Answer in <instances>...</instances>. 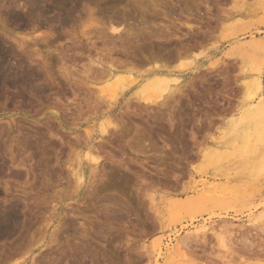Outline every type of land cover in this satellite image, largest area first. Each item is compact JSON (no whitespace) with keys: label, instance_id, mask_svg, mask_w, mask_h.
<instances>
[{"label":"rangeland","instance_id":"rangeland-1","mask_svg":"<svg viewBox=\"0 0 264 264\" xmlns=\"http://www.w3.org/2000/svg\"><path fill=\"white\" fill-rule=\"evenodd\" d=\"M74 3L72 22L53 26L48 42L33 40L46 26L0 21V60L21 75L11 84L0 72V209L16 216L0 235V264H264V218L251 221L264 209V171L245 165L264 159V142L244 157L225 144L247 78L244 59L226 54L264 40V0ZM227 184L231 203L204 205ZM209 222L213 231H193Z\"/></svg>","mask_w":264,"mask_h":264},{"label":"bare ground","instance_id":"bare-ground-1","mask_svg":"<svg viewBox=\"0 0 264 264\" xmlns=\"http://www.w3.org/2000/svg\"><path fill=\"white\" fill-rule=\"evenodd\" d=\"M2 1V0H1ZM76 0H8V2L6 3L4 1V3H6L5 6H0V9L4 8V10L2 11L3 13H1L0 15V21L4 22L8 20V22L12 23V24H15L17 21L21 20L23 21L24 24H29L31 23V28H32V24H33V31L38 28V27H44L46 26L48 28V31H44L42 32H39L40 35H42L43 37H40L38 36L41 40L36 39V37H32V39L34 40V42L36 43L37 40L38 42L39 41H46V37L47 36H53L54 34L52 33V29L51 28H54L53 26L57 25V26H64V25H67L68 23L72 22L71 21V18L73 17V11L76 9V6L77 5H74L76 3H74ZM93 1V0H92ZM3 2V1H2ZM138 3V1H136ZM135 2V3H136ZM134 3V4H135ZM142 3V2H141ZM2 4V5H3ZM69 4V5H68ZM133 4V3H132ZM131 4V5H132ZM147 6V5H146ZM157 6V5H156ZM159 6V5H158ZM175 6V5H174ZM132 7V6H131ZM136 7V5H135ZM164 7V6H162ZM166 7V6H165ZM126 8V7H125ZM151 8V7H150ZM189 8V7H188ZM130 9V8H127V10ZM163 11V9H161ZM169 10V9H168ZM144 11V10H143ZM147 11V10H146ZM149 11V9H148ZM147 11V12H148ZM152 11V10H151ZM157 11V10H156ZM185 11V10H184ZM183 11V12H184ZM154 12V10H153ZM160 12V10H159ZM180 12V11H179ZM145 13V12H143ZM182 13V12H181ZM126 14V13H125ZM75 15V14H74ZM117 15V14H116ZM122 15V14H121ZM167 15V13H165V16ZM77 15H75L76 17ZM187 16V15H186ZM264 16V15H263ZM122 17V16H121ZM160 17V15H159ZM170 17V16H169ZM165 18V17H163ZM168 18V17H167ZM75 19V18H74ZM77 19V18H76ZM147 19V18H146ZM174 19V17H173ZM264 19V18H263ZM115 20V19H114ZM117 20V18H116ZM145 20V19H144ZM108 21V20H107ZM125 21V20H124ZM142 21V20H141ZM149 21V20H148ZM143 22V21H142ZM156 22V21H155ZM146 23V22H145ZM144 23V24H145ZM19 24V22H18ZM21 24V22H20ZM73 24V23H72ZM143 24V23H142ZM96 25V24H95ZM148 25V24H147ZM146 25V26H147ZM21 26V25H20ZM69 26V24H68ZM97 26V25H96ZM138 26V25H137ZM71 27V26H70ZM94 27V26H93ZM98 27V26H97ZM96 27V29H97ZM101 27V26H100ZM104 27L107 28V26H103V30H104ZM27 28V27H26ZM109 28V27H108ZM44 29V28H43ZM68 29V28H67ZM95 29V28H94ZM162 29V28H161ZM99 30V29H97ZM101 30V29H100ZM109 30V29H108ZM143 30V29H142ZM154 30V29H153ZM94 31V30H93ZM68 32V31H67ZM103 32V31H102ZM71 33V32H70ZM112 33V32H111ZM68 34V33H67ZM106 34V33H105ZM103 34V35H105ZM107 35V34H106ZM121 35V34H120ZM123 35V34H122ZM125 35V34H124ZM159 35V34H158ZM152 36V35H151ZM161 36V34H160ZM108 37V36H107ZM155 37V36H154ZM31 38V37H30ZM29 38V39H30ZM51 38V37H50ZM102 38V37H101ZM104 38V37H103ZM109 38V37H108ZM31 39V40H32ZM69 39V38H68ZM107 39V38H106ZM121 39V37H120ZM125 39V38H124ZM28 40V39H27ZM49 40V39H48ZM105 40V39H104ZM24 41V40H23ZM22 41V42H23ZM48 42V41H46ZM3 45V44H2ZM1 46V45H0ZM76 46V45H75ZM240 49H247L248 52L247 54H243V53H238V52H227L226 54V57H234V56H238V57H242V59H244L245 61V65L247 67V78L246 80L244 81V92H245V99H246V107L244 108V112L242 114V116L240 117V121H235V122H231L228 127H227V130H226V135L227 137L229 138V142H226L225 144L228 145V143L230 144V146H232L235 151L237 152L238 155H240V157H244L245 154H248L250 152V154H254L255 153V150L256 149H259L260 148H256L255 149V146L257 145L258 146V143L262 144V142H264V99H263V96H262V91H263V75H264V40H259V39H252L250 40L246 45H241L239 46ZM4 50V49H3ZM2 50L0 48V54H1ZM5 52V51H4ZM4 54V53H3ZM6 52H5V56H6ZM3 55L1 54L0 55V59ZM6 58V57H4ZM60 59V58H59ZM5 60V59H4ZM3 59L0 60V72H3L5 73L6 72V78H2V80L4 79V81H6V83H11V84H15L18 80V78L21 79V75L20 77L16 78V74L17 72L14 71L15 69H12L8 64H7V61L5 63ZM112 65V64H111ZM114 67V66H113ZM148 69V68H147ZM19 70V69H18ZM27 70V68H26ZM149 70V69H148ZM23 71H25V67H23ZM30 70H28L27 72L29 73ZM20 72V71H18ZM26 72V71H25ZM25 72H23L25 74ZM26 72V73H27ZM31 72V71H30ZM104 72V70H103ZM8 73V74H7ZM22 73V74H23ZM101 73V72H100ZM155 73V72H154ZM12 74V75H11ZM21 74V73H20ZM33 75V73H31ZM104 75V77L106 76L108 80H116L118 78V72L116 71L115 67L112 68V66L107 69V71L105 70V73H102ZM0 75H2V73H0ZM4 75V74H3ZM2 75V76H3ZM12 76V77H11ZM38 75H33V77H36ZM131 76V75H130ZM153 76V75H151ZM4 77V76H3ZM132 77V76H131ZM156 77L159 78L158 80L160 81V84L162 83L161 82V76L159 75H155L153 76V78ZM165 77V76H164ZM37 78V77H36ZM163 78V76H162ZM6 79V80H5ZM144 79V78H143ZM151 79V77H150ZM168 79V77H165V80ZM0 81H1V78H0ZM3 81V82H4ZM149 81V80H148ZM147 81V82H148ZM153 81V80H151ZM154 81H155V78H154ZM24 82V81H22ZM109 82V83H110ZM117 82V81H115ZM156 84L158 85L157 83V80L155 81ZM21 83V82H20ZM154 83V82H152ZM164 83V82H163ZM161 84L159 85L158 87L154 86L153 89L157 90V92H155L156 94L159 92H164L168 86H167V83L166 85L165 84ZM144 84V83H143ZM142 84V86H143ZM114 85V84H113ZM118 85V84H117ZM163 85V86H162ZM112 86V84H111ZM149 84H146L145 82V86H143L144 88L143 89H146L147 91H151V90H148L150 87ZM79 88V87H78ZM141 88V87H140ZM114 89V88H112ZM116 89V88H115ZM142 89V88H141ZM140 89V90H141ZM142 89V90H143ZM151 89V88H150ZM152 89V91H153ZM102 90V89H101ZM109 90V88H108ZM141 90V91H142ZM110 91V90H109ZM108 91V92H109ZM140 91V92H141ZM86 92V91H85ZM104 92V90L102 91ZM113 92V91H112ZM114 92H116L114 90ZM113 92V93H114ZM121 92V91H120ZM144 92H146L144 90ZM154 92V91H153ZM111 93V91L109 92ZM147 93V92H146ZM33 94V93H32ZM105 94V93H104ZM118 94V93H117ZM116 94V95H117ZM143 94V92H142ZM155 94V95H156ZM111 95L113 96V94L111 93ZM115 95V94H114ZM116 95L113 96V99L116 98ZM120 95V94H119ZM141 95V94H139ZM152 95V93H151ZM150 96H144V95H141V99L142 101L141 102H144L145 104H150L151 102H153V100L150 98ZM154 95V94H153ZM154 95V96H155ZM106 96H109L106 95ZM137 96V95H136ZM110 97V96H109ZM82 98V97H81ZM138 99V98H137ZM141 99H138V100H141ZM86 100V99H85ZM109 101V100H108ZM107 102V101H106ZM111 103V102H110ZM139 103V102H138ZM109 104V103H108ZM59 106V105H58ZM103 113V112H102ZM105 117V116H104ZM109 119V118H108ZM101 121V120H100ZM102 123V122H101ZM111 125V124H110ZM100 127V132L102 134H105L106 132H109L108 131V128L107 126H105L104 124H101L99 125ZM100 133V134H101ZM101 134V135H102ZM89 135V134H88ZM225 135V136H226ZM224 136V137H225ZM102 137V136H101ZM239 144V146H238ZM259 144V145H260ZM227 147V146H226ZM261 147V146H260ZM87 148H91V147H87ZM92 149V148H91ZM234 149L232 152H234ZM231 150V148H230ZM258 150V151H259ZM87 151V150H86ZM85 151V155L86 157L89 158V160L94 164V167L95 165H97L98 163V157L96 158L94 156V154H91L90 153V149L89 151L86 152ZM257 151V152H258ZM231 151H228V153L230 154ZM260 152V151H259ZM258 152V153H259ZM257 153V154H258ZM228 154V155H229ZM263 154V153H262ZM233 155V153L231 154ZM237 155V156H238ZM256 155V154H255ZM261 155V154H260ZM258 156V158L254 157L253 158V155L251 158H253V160H250L251 158H248L250 161V163H245V165H248V168L249 170L253 171L254 172H260L261 170L264 171V159L261 160L259 157H262V156ZM226 156V155H225ZM224 156V157H225ZM251 156V155H249ZM216 157V155L214 156V158ZM228 157V156H227ZM226 157V158H227ZM219 159L216 160L215 159H211L212 161H220V156H218ZM234 158V157H233ZM232 158V159H233ZM230 159V158H229ZM247 159V160H248ZM237 160V159H236ZM222 161V160H221ZM248 162V161H247ZM215 163V162H214ZM238 163V162H237ZM217 164V163H216ZM221 164V163H220ZM243 164V163H242ZM80 166V164H79ZM215 166V165H214ZM219 166V165H218ZM77 167V166H76ZM241 167V166H240ZM79 169V172L77 173L78 175H75L77 176V178H82L83 174L82 173L83 171L80 172V168L78 167ZM77 169V171H78ZM76 171V172H77ZM257 173H254L255 176L257 175ZM253 174V175H254ZM262 175V174H261ZM75 176V177H76ZM228 176V173L225 174V177ZM250 176V175H249ZM252 176V175H251ZM76 178V179H77ZM217 186H213V185H206L204 183V188L207 189V191L209 190H214L216 189ZM220 188L219 191L222 193L220 197H213L212 195L210 194H206L204 196L205 199V204L204 205H208V204H215V203H221V204H225V203H231L233 200V192L234 191V187H232L230 184H227V185H220L218 186ZM217 189V190H218ZM219 192V193H220ZM242 205H245V201L246 199H241L240 200ZM264 207V206H263ZM1 208V207H0ZM264 209H262V212L260 211V213H258L256 216H254L251 221L253 222H258V221H262L263 218H264ZM15 214H14V211H12L11 209H0V235H10L12 233V225L11 223L13 222V220L15 219ZM15 222V221H14ZM13 224V223H12ZM219 224V223H218ZM11 225V227H10ZM217 226V224L215 225ZM194 227V226H193ZM212 224H206V223H203L201 224L199 227L197 228H194L193 231L195 232H200V231H205L206 229L210 228L212 231H213V228H212ZM218 227H220L218 225ZM217 227V229H218ZM215 229V228H214ZM222 229V228H221ZM220 229V230H221ZM217 231V230H216ZM215 231V232H216ZM218 232V231H217ZM179 236V235H178ZM190 238V236L188 234H185V235H182V236H179L178 238V242H180L179 244V248H181L182 246L185 245V243H187V240ZM216 238L218 240L219 243H222V240H221V237L218 236V233L216 235ZM172 239V238H171ZM171 242V241H170ZM177 242V241H175ZM30 243V242H29ZM27 243V244H29ZM168 244V243H167ZM34 245V244H33ZM166 247V246H165ZM152 248V251H154L157 255L158 258H160L162 256V252H163V249L161 247V242L160 241H156L152 244L151 246ZM171 248V247H170ZM29 249V248H28ZM24 250V248L22 249ZM167 250V249H166ZM165 250V251H166ZM174 250V249H173ZM170 251L169 253V256L170 257H173V258H176L178 256H180V252L181 250H179L178 248L175 249L174 251ZM183 252V251H182ZM165 253V252H164Z\"/></svg>","mask_w":264,"mask_h":264},{"label":"built area","instance_id":"built-area-1","mask_svg":"<svg viewBox=\"0 0 264 264\" xmlns=\"http://www.w3.org/2000/svg\"><path fill=\"white\" fill-rule=\"evenodd\" d=\"M262 96H263V99H264V75H263V91H262Z\"/></svg>","mask_w":264,"mask_h":264}]
</instances>
